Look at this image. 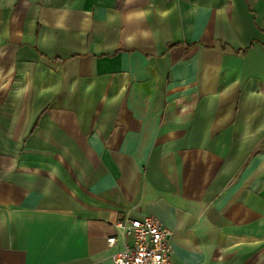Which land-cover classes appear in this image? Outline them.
<instances>
[{
    "label": "crops",
    "instance_id": "1",
    "mask_svg": "<svg viewBox=\"0 0 264 264\" xmlns=\"http://www.w3.org/2000/svg\"><path fill=\"white\" fill-rule=\"evenodd\" d=\"M145 214L264 264V0H0V264H115Z\"/></svg>",
    "mask_w": 264,
    "mask_h": 264
},
{
    "label": "built area",
    "instance_id": "2",
    "mask_svg": "<svg viewBox=\"0 0 264 264\" xmlns=\"http://www.w3.org/2000/svg\"><path fill=\"white\" fill-rule=\"evenodd\" d=\"M123 238V248L112 255L115 264H168L172 254V232L154 216L121 217L115 222ZM129 237V240H125ZM107 244L117 243L116 235L107 237Z\"/></svg>",
    "mask_w": 264,
    "mask_h": 264
}]
</instances>
